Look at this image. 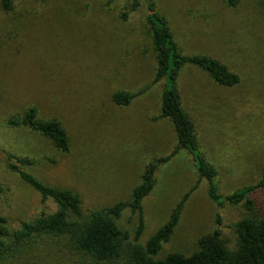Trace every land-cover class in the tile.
Returning <instances> with one entry per match:
<instances>
[{"label":"rangeland","instance_id":"rangeland-1","mask_svg":"<svg viewBox=\"0 0 264 264\" xmlns=\"http://www.w3.org/2000/svg\"><path fill=\"white\" fill-rule=\"evenodd\" d=\"M167 18L184 53L218 58L240 76L235 86L214 81L203 69L187 65L179 78L183 105L195 122L201 146L218 171L224 195L256 183L264 167V0H152ZM132 0H0V122L36 105L41 117H58L70 137V150L26 128L0 124V214L10 229L53 212V199L8 167V153L28 156L26 170L44 182L69 188L82 197V212L130 197L147 163L167 155L176 144L168 119L159 113L164 81L153 83L156 53L147 23V5L123 18ZM150 87L128 106L113 101L118 90ZM198 181L191 154L182 150L156 173L143 200L146 243L165 224L180 199ZM264 215V188L252 195ZM223 219V238L235 246L229 227L243 218V203L220 210L201 180L186 200L168 242L156 254L190 255L201 236ZM134 241L139 214L131 208L117 220ZM127 257L120 264H128Z\"/></svg>","mask_w":264,"mask_h":264},{"label":"trees","instance_id":"trees-1","mask_svg":"<svg viewBox=\"0 0 264 264\" xmlns=\"http://www.w3.org/2000/svg\"><path fill=\"white\" fill-rule=\"evenodd\" d=\"M143 0H132L123 18L137 10ZM229 6H236L239 0H225ZM14 0H1L4 10L13 7ZM147 5L153 47L156 53V73L153 83L164 81L161 108L152 120L168 119L176 132V144L163 156L153 158L141 176L130 197L112 205L92 210L88 215L82 212V197L69 188L44 182L26 170L35 163L28 156L8 153L7 164L21 179L38 191L42 202L53 199L57 209L43 211L35 218L21 222L16 229H10L6 216L0 214V264H120L127 257L128 264H264V215L256 206L252 195L264 188V167L259 180L245 185L232 193L220 192L218 171L202 149L194 120L183 105L179 89V78L187 65L205 70L220 85L235 86L240 76L218 58L202 53H184L175 40L167 18L157 9L152 0ZM150 85L137 91L118 90L113 101L128 106L145 92ZM13 128H26L46 137L60 151L70 150V137L58 117H41L36 105L29 106L23 113L15 114L0 122ZM182 150H187L195 163L198 181L183 195L168 221L150 237L146 243L139 241L144 229L143 200L154 189L156 173L162 164L169 162ZM209 185V195L221 210L226 203H243L248 210L240 220L230 223L237 234L235 246L230 247L223 238V219L217 215V227L200 237L199 248L190 255L171 252L163 259L155 256L163 243L168 242L179 222L184 204L201 180ZM131 208L139 214V227L134 241L130 233L122 230L117 220L123 211Z\"/></svg>","mask_w":264,"mask_h":264}]
</instances>
